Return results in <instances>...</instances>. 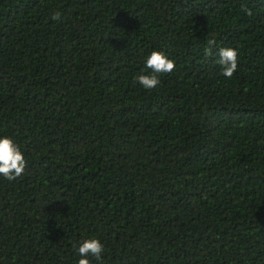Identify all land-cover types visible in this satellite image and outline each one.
<instances>
[{"label":"trees","instance_id":"16d2710c","mask_svg":"<svg viewBox=\"0 0 264 264\" xmlns=\"http://www.w3.org/2000/svg\"><path fill=\"white\" fill-rule=\"evenodd\" d=\"M0 137V264H264V0H0Z\"/></svg>","mask_w":264,"mask_h":264},{"label":"clouds","instance_id":"9594fccd","mask_svg":"<svg viewBox=\"0 0 264 264\" xmlns=\"http://www.w3.org/2000/svg\"><path fill=\"white\" fill-rule=\"evenodd\" d=\"M245 14H251V10L243 9ZM53 20H60V12H55ZM215 41H209L210 47L206 51V55L211 54V45ZM217 64L221 68V75L230 79L236 72L238 67V52L232 47H221L218 49ZM145 65L150 72L148 74L138 75L135 79L144 89H154L160 84L159 76L168 74L175 70V62L168 58L162 51H152L146 58ZM26 159L19 146L10 137H0V176L8 181H14L20 177L26 168ZM78 255L81 257L78 264H90L89 256L94 257L97 261L101 260L104 252L103 244L96 238L82 240L77 249Z\"/></svg>","mask_w":264,"mask_h":264}]
</instances>
